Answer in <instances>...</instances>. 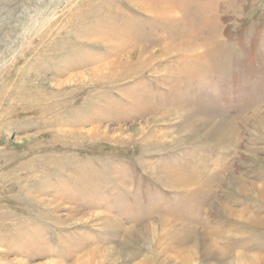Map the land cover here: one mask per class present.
I'll list each match as a JSON object with an SVG mask.
<instances>
[{"label": "rangeland", "instance_id": "374dc122", "mask_svg": "<svg viewBox=\"0 0 264 264\" xmlns=\"http://www.w3.org/2000/svg\"><path fill=\"white\" fill-rule=\"evenodd\" d=\"M162 1L0 0V264H264V0Z\"/></svg>", "mask_w": 264, "mask_h": 264}, {"label": "bare ground", "instance_id": "6f19581e", "mask_svg": "<svg viewBox=\"0 0 264 264\" xmlns=\"http://www.w3.org/2000/svg\"><path fill=\"white\" fill-rule=\"evenodd\" d=\"M147 1V0H145ZM155 1V0H154ZM168 2V0H166ZM136 2V1H135ZM165 2V1H164ZM162 0H158V2H155L156 4H154L153 8L151 9V13L155 14L157 12L158 15H162V16H170L172 15L173 16V11H170L167 7H165V3H164ZM166 2V3H167ZM136 5L139 6V7H142L143 9H147L145 6H146V3H138L136 2ZM172 7V6H171ZM166 9V10H165ZM171 9V8H170ZM149 10V9H148ZM168 10V11H167ZM147 12V11H146ZM148 13V12H147ZM175 18V17H174ZM173 20V19H172ZM191 27V26H190ZM182 44V43H181ZM193 53V52H192ZM226 119H228L226 117ZM226 122V121H225ZM229 122V121H228ZM227 123V122H226ZM228 125V124H227ZM230 125V124H229ZM232 128H230V132H231ZM229 134V137H233V134L232 133H228ZM262 197V196H261ZM162 228H160L158 231L156 230V233L159 234V232L161 231H165L164 230V226H161ZM167 229V228H165ZM171 229V231H170ZM166 231V233L164 235H162L163 233H161L160 235H157V239L155 238L154 240L156 241V243L159 245V246H164V247H168L169 249L171 248L172 251V257L173 258H182L184 257V250L182 249H178L180 248L181 246L183 245H186L188 243H195V241H191V240H194L193 236L191 237L190 236H187L189 234V232L187 230H184V229H178V228H170ZM203 234H206L205 237L206 239L210 240V243H209V249L211 254H214V255H220V254H223L222 253V250H219L215 247L214 243L211 241L210 239V235L207 234V233H203ZM162 237V238H161ZM166 237V238H165ZM204 237V236H203ZM193 238V239H192ZM190 243V244H191ZM188 247V246H187ZM192 248L194 247H191V249H188L189 250H192ZM164 249V248H163ZM224 252V251H223ZM225 253V252H224ZM213 255V256H214ZM224 255V254H223ZM222 255V256H223ZM226 255V254H225ZM224 255V256H225ZM212 257V256H211ZM216 257V256H215ZM227 257V256H226ZM222 258V257H221ZM108 255H104L102 254V252H99L97 250H92L89 254H87L86 256H84L82 258V260L79 261L78 263L76 264H105L108 260ZM134 259V258H133ZM133 259L132 260H129L126 264H137L135 262H133ZM191 259V258H189ZM258 259V258H257ZM115 261V260H114ZM231 263L230 264H248L250 262H244V258L242 256H231V259H230ZM247 261H249L247 259ZM256 260H254L255 262ZM46 263V262H45ZM41 264V263H40ZM46 264H61V263H46ZM112 264H115V263H112ZM139 264V263H138Z\"/></svg>", "mask_w": 264, "mask_h": 264}]
</instances>
